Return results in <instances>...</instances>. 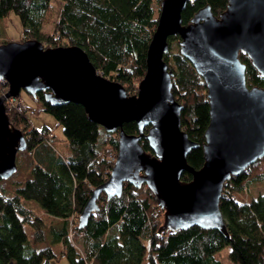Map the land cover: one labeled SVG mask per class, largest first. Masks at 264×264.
Returning <instances> with one entry per match:
<instances>
[{
	"label": "trees",
	"instance_id": "16d2710c",
	"mask_svg": "<svg viewBox=\"0 0 264 264\" xmlns=\"http://www.w3.org/2000/svg\"><path fill=\"white\" fill-rule=\"evenodd\" d=\"M160 1L57 0L55 11L52 0H0V17L5 20L9 12L17 16L19 41L34 38L49 47L80 46L100 74L131 94L145 73L146 48ZM226 2L187 0L181 22H188L205 5L217 15ZM167 39L163 60L173 72L170 91L182 104L180 126L198 143L188 151L186 161L198 169L209 116L205 83L180 54L177 35ZM7 41L0 38V43ZM238 57L244 63L246 85L263 87L264 76L250 57L241 51ZM5 91L1 84L0 95ZM28 96L61 126L67 150L56 152L46 142L54 141L48 126L32 125L28 115L35 111L29 103L23 100L17 106L4 100L8 122L23 132L26 147L15 153V172L0 179V264H52L61 256L69 264H140L142 259L145 264H222L216 252L225 245L231 264H264V194L254 197L249 187L264 186V155L222 183L218 208L225 220V236L197 225L176 231L163 228L162 210L147 185L135 187L127 181L120 196L106 198L99 193L98 209L80 228L77 215L82 203L107 178L113 164L109 156L116 155L117 131L106 132L87 118L79 103L52 105L41 91L34 98ZM121 128L137 131L134 121L123 122ZM140 143L152 152L145 138ZM190 176L183 171L180 179L189 181ZM52 218L61 224L55 227Z\"/></svg>",
	"mask_w": 264,
	"mask_h": 264
},
{
	"label": "water",
	"instance_id": "95a60500",
	"mask_svg": "<svg viewBox=\"0 0 264 264\" xmlns=\"http://www.w3.org/2000/svg\"><path fill=\"white\" fill-rule=\"evenodd\" d=\"M186 2H159L145 73L131 94L100 74L76 44L49 47L34 38L0 43V76L7 83L0 95V179L15 172V153L26 147L23 132L8 122L4 100L22 89L33 98L41 91L52 105L79 103L87 118L106 132L117 131L109 174L82 203L78 227L98 209L99 193L120 196L127 181L135 187L147 185L162 210L163 228L176 231L197 225L225 236L218 208L222 183L264 155V86L246 85L238 57L239 51L246 54L264 76V0H227L217 15L205 5L182 23ZM172 35L179 38L180 54L205 83L209 116L198 169L186 161L198 143L180 126L182 104L170 91L173 72L163 60ZM128 121H134L136 132L121 128ZM142 138L152 152L142 147ZM183 171L190 172L189 181L180 179Z\"/></svg>",
	"mask_w": 264,
	"mask_h": 264
},
{
	"label": "rangeland",
	"instance_id": "374dc122",
	"mask_svg": "<svg viewBox=\"0 0 264 264\" xmlns=\"http://www.w3.org/2000/svg\"><path fill=\"white\" fill-rule=\"evenodd\" d=\"M53 6L55 11L57 10L59 3L57 0H52ZM4 18L0 17V38L1 40H18L20 39V30H21V24H19V20L15 14L12 12L8 13V16L6 17L5 20ZM18 98L20 100H24V102L29 103L31 107H33V110L35 111L34 114H29V120L31 121L32 125L35 127H40L41 125L48 126L50 131L53 132L54 134V148L55 151L65 153L67 150L66 146V141L63 138L62 131H61V126L54 120V118L48 113V112H43L42 110L39 109L38 103L36 100H31L28 96V94L22 89L19 94ZM251 191L252 195L255 197L256 194H264V186H252ZM56 219L52 218V223H54L55 227H57L59 224L56 222ZM25 233L28 237L29 235V230L26 226H24ZM143 243L146 244V241L143 240ZM77 244V243H76ZM78 249H80V244H77ZM229 250V245H225L223 248L218 250L216 252V256L220 259L222 264H231L228 257H227V251ZM81 251V249H80ZM52 264H69L68 260L65 258L63 259H52L51 260ZM140 264H145V259H142Z\"/></svg>",
	"mask_w": 264,
	"mask_h": 264
},
{
	"label": "built area",
	"instance_id": "2783aa9c",
	"mask_svg": "<svg viewBox=\"0 0 264 264\" xmlns=\"http://www.w3.org/2000/svg\"><path fill=\"white\" fill-rule=\"evenodd\" d=\"M1 84H3V85H4V84H5V85L7 84V83H6V79H4L2 76H0V85H1ZM5 100H6V99H5ZM7 101H9V103H10L11 105H12V104H16L17 106H21V105H22V100L17 99L16 96H12V97L7 98ZM30 113H31V111H30ZM46 142H49V143L52 144V145L54 144V142H52V139H50V138H48V139L46 140ZM112 157H113V160H114V158H115L114 156H112V155L109 156L110 159H111ZM109 171H110V170H109ZM109 171H108V172H109ZM72 219H73V217L69 219V226H68V228H69L68 236H69V237H70V233H71V228H70V227H71V224H72V221H73Z\"/></svg>",
	"mask_w": 264,
	"mask_h": 264
},
{
	"label": "crops",
	"instance_id": "0c3cea01",
	"mask_svg": "<svg viewBox=\"0 0 264 264\" xmlns=\"http://www.w3.org/2000/svg\"><path fill=\"white\" fill-rule=\"evenodd\" d=\"M56 222H58L59 225L61 224L60 221H56ZM63 258H65V257L64 256H61L59 259H63Z\"/></svg>",
	"mask_w": 264,
	"mask_h": 264
}]
</instances>
